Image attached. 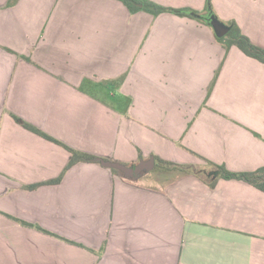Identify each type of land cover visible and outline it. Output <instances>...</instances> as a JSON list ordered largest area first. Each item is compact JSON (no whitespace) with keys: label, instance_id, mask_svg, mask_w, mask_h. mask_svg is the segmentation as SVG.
I'll return each mask as SVG.
<instances>
[{"label":"crops","instance_id":"obj_1","mask_svg":"<svg viewBox=\"0 0 264 264\" xmlns=\"http://www.w3.org/2000/svg\"><path fill=\"white\" fill-rule=\"evenodd\" d=\"M211 8L264 49V0ZM12 115L128 167H264V64L225 52L210 26L117 0H0V264H264L263 192L162 167L155 180L100 163L64 171L69 152Z\"/></svg>","mask_w":264,"mask_h":264},{"label":"trees","instance_id":"obj_2","mask_svg":"<svg viewBox=\"0 0 264 264\" xmlns=\"http://www.w3.org/2000/svg\"><path fill=\"white\" fill-rule=\"evenodd\" d=\"M121 2L129 13L134 14L137 12H145L152 16H157L161 13H171L179 17H187L190 19H194L200 23H203L207 26H210L207 21H205L202 17L207 14V9L211 11V13L214 15L212 8H211V0H206V8L203 13H199L192 9L182 8V9H175L170 7H163L160 6L152 1L149 0H117ZM214 17L217 19V17L214 15ZM229 27L228 33L218 38L216 37V41L220 43L225 52L229 50L230 47H236L239 49L244 55L247 57H250L262 64H264V49L254 45L237 27V25L234 22L226 23ZM222 65V64H221ZM220 65V67H221ZM220 67L216 71L214 78L209 86L208 94L212 90V87L217 79ZM123 80V77L117 79L114 81L115 84H120ZM130 103V100H127V105ZM123 113H126V109H124ZM12 118L14 121L19 124L22 128L32 132L33 134L50 141L52 143H55L61 147H63L66 151L70 154V160L68 164L66 165L65 170L71 168L72 166L78 164V163H100L101 160L94 155L84 153L81 151H77L75 149H72L65 144L61 143L57 139L47 135L46 133L42 132L41 130L37 129L36 127L30 125L29 123L23 121L22 119L18 118L15 115H12ZM257 136V135H256ZM155 164L154 167H162L167 169H173V170H180V171H193L195 176L202 180L204 183H206L209 187H214L216 182L218 180H236L244 182L257 190L264 193V167H260L254 171H241V172H233L227 170L223 165H218L213 162H210L208 160L203 159L205 166L201 169H196L192 166H185V165H178L166 161H162L158 157H154ZM165 166V167H164ZM113 173H119V171L110 169ZM61 176L58 177L55 180L47 182V184H56L60 181ZM38 185H32L29 186V188H34Z\"/></svg>","mask_w":264,"mask_h":264},{"label":"water","instance_id":"obj_3","mask_svg":"<svg viewBox=\"0 0 264 264\" xmlns=\"http://www.w3.org/2000/svg\"><path fill=\"white\" fill-rule=\"evenodd\" d=\"M202 18L209 23L216 37L221 38L228 33L229 27L216 19L209 9H207V14ZM100 164L106 168L119 171L126 178H134L142 171L152 168L154 165V160L150 158L148 161H142L133 167H128L120 163L104 160H101Z\"/></svg>","mask_w":264,"mask_h":264},{"label":"rangeland","instance_id":"obj_4","mask_svg":"<svg viewBox=\"0 0 264 264\" xmlns=\"http://www.w3.org/2000/svg\"><path fill=\"white\" fill-rule=\"evenodd\" d=\"M159 169H161V168H156L155 170H150V171H147V170L142 171L139 174V179L148 178V179H151V180H155V178L159 175ZM162 169H167V168H162Z\"/></svg>","mask_w":264,"mask_h":264}]
</instances>
